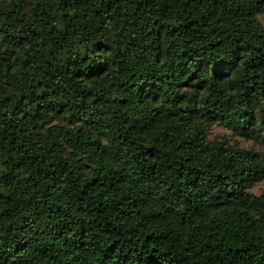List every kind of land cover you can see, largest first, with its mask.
<instances>
[{"label":"trees","instance_id":"1","mask_svg":"<svg viewBox=\"0 0 264 264\" xmlns=\"http://www.w3.org/2000/svg\"><path fill=\"white\" fill-rule=\"evenodd\" d=\"M264 0H0V264H264Z\"/></svg>","mask_w":264,"mask_h":264},{"label":"rangeland","instance_id":"2","mask_svg":"<svg viewBox=\"0 0 264 264\" xmlns=\"http://www.w3.org/2000/svg\"><path fill=\"white\" fill-rule=\"evenodd\" d=\"M211 139L214 138H228L233 145H238L243 148L253 149L256 152L263 153L264 152V140L259 139H248L243 136L235 135L232 131L222 127L217 126L212 130L210 135ZM264 188V182L259 183L252 190L254 193L259 194L261 190Z\"/></svg>","mask_w":264,"mask_h":264}]
</instances>
